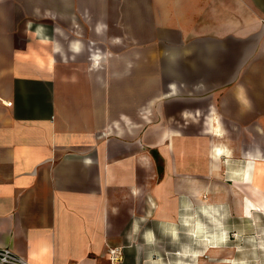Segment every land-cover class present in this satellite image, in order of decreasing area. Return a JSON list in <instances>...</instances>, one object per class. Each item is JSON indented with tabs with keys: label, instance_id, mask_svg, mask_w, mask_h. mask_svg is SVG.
I'll return each mask as SVG.
<instances>
[{
	"label": "crops",
	"instance_id": "obj_1",
	"mask_svg": "<svg viewBox=\"0 0 264 264\" xmlns=\"http://www.w3.org/2000/svg\"><path fill=\"white\" fill-rule=\"evenodd\" d=\"M229 232L264 264V0H0V248L235 264Z\"/></svg>",
	"mask_w": 264,
	"mask_h": 264
},
{
	"label": "rangeland",
	"instance_id": "obj_2",
	"mask_svg": "<svg viewBox=\"0 0 264 264\" xmlns=\"http://www.w3.org/2000/svg\"><path fill=\"white\" fill-rule=\"evenodd\" d=\"M260 227V226H259ZM204 228H205V231H207L204 235V237L202 238H198V239H193L192 241L191 240H188V245L189 247H192V248H199V247H203L205 246L206 242L204 243L203 241L205 240H211L212 243L214 242L213 239H211V234L212 233V229H213V226H207V225H204ZM210 231V232H209ZM257 231V230H256ZM189 234H190V230L187 231ZM228 232V231H227ZM208 236V237H207ZM190 237V236H189ZM244 238H242L241 236H236V233H233V232H229L227 233V235L225 236V244L222 245L223 249L227 250L228 248V244L230 243V246L231 247H235V252H236V263L235 264H248L247 263V260L249 258L245 257L244 256V249H245V246H244ZM228 243V244H227ZM248 246H249V243H247ZM230 247V248H231ZM259 247V242L258 243H254L252 244L251 248L252 249H257ZM225 253H227V251H225ZM157 260H160V263L162 264V261H163V257L161 258H155ZM226 259V258H225ZM224 258H221L219 261L212 258V257H209V256H205V263L204 264H218L219 262H224L225 260ZM172 264H195V261L193 260V258H188V260H183V262L181 263L180 261H178V259H176L175 257H172ZM252 261L254 264H260L261 262V259L260 257H253L252 258ZM226 262V261H225ZM159 263V264H160ZM158 264V263H157Z\"/></svg>",
	"mask_w": 264,
	"mask_h": 264
},
{
	"label": "built area",
	"instance_id": "obj_3",
	"mask_svg": "<svg viewBox=\"0 0 264 264\" xmlns=\"http://www.w3.org/2000/svg\"><path fill=\"white\" fill-rule=\"evenodd\" d=\"M110 261L117 264L122 260L123 250L112 248L109 251ZM0 264H29L23 257L19 256L9 248H0Z\"/></svg>",
	"mask_w": 264,
	"mask_h": 264
},
{
	"label": "bare ground",
	"instance_id": "obj_4",
	"mask_svg": "<svg viewBox=\"0 0 264 264\" xmlns=\"http://www.w3.org/2000/svg\"><path fill=\"white\" fill-rule=\"evenodd\" d=\"M202 261H203V257H201V263H202Z\"/></svg>",
	"mask_w": 264,
	"mask_h": 264
}]
</instances>
